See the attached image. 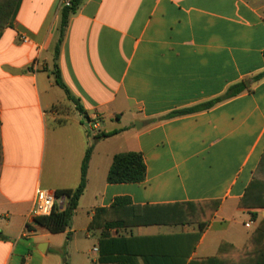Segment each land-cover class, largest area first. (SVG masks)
Segmentation results:
<instances>
[{
	"label": "crops",
	"instance_id": "crops-1",
	"mask_svg": "<svg viewBox=\"0 0 264 264\" xmlns=\"http://www.w3.org/2000/svg\"><path fill=\"white\" fill-rule=\"evenodd\" d=\"M63 5L22 0L0 38V264H187L223 243L247 248L264 221V0H86L55 60ZM55 63L90 119L66 111ZM91 146L77 208L51 233L30 217L37 192L76 190ZM129 152L145 179L109 183L114 156ZM212 202L196 239L187 204Z\"/></svg>",
	"mask_w": 264,
	"mask_h": 264
},
{
	"label": "trees",
	"instance_id": "trees-1",
	"mask_svg": "<svg viewBox=\"0 0 264 264\" xmlns=\"http://www.w3.org/2000/svg\"><path fill=\"white\" fill-rule=\"evenodd\" d=\"M22 0H0V38L7 27H12L15 22L16 14L19 10L20 4ZM86 0H70L68 4L63 5L61 9V21H60V38L58 44L55 49V60L58 59L60 52V45L63 42L65 31L68 27L70 17L77 13L79 8L83 5ZM55 70L52 71V75L55 77L56 84L64 90L67 99L75 105L76 110L82 114L87 119H90L86 111L82 108L79 102L71 95L67 86L64 84L60 70L58 65L55 63ZM264 76L262 73L256 79H259ZM249 87L248 82H243L231 88L229 92L224 96L225 98H231L239 95L244 90H247ZM222 97V98H224ZM222 98L215 99L208 103L195 106L188 109H183L179 111H175L169 114V117H175L180 115L192 114L202 110L209 109L215 103L220 102ZM91 121V120H90ZM114 132L112 134H103L95 138V140H99L101 138H105L111 135L116 134ZM92 152V146L87 150L86 155L84 157L82 168H81V181L76 190H62L57 191L56 195L58 198L67 197L68 204L66 208L62 211L56 209L50 217L37 218L35 221L45 227L51 233H60L66 231L69 222L73 216L74 211L77 208L79 198L84 191L86 184V170L88 166V162L90 159V155ZM3 160V146L1 139V121H0V164ZM260 171H263L264 174V155L260 161L257 172L254 175V180L258 182H264V177L258 175ZM146 177V166L143 160V157L140 153L129 152V153H119L114 156L112 165L108 172L107 181L111 184H121V183H140ZM125 198H118L115 200V205H121L126 202ZM218 202H212L211 205L208 203H194L187 204L189 206H195L197 208L195 214H198L200 217V222L198 223V232L195 234L196 239L200 237V235L204 232L207 227L208 221L211 218L213 212L218 207ZM210 206V207H208ZM141 208H132L133 211L140 210ZM209 210L208 216H206V210ZM155 221L156 219H146L140 220L138 223H143L149 225ZM227 254H226V253ZM225 253V254H224ZM163 259L165 256H159ZM102 263H113L115 259H106L103 258L100 260ZM187 264H264V221H262L255 233L251 236L249 241V246L244 250H235L232 249L228 244L223 243L219 249V253L212 258H203L196 260L194 262H190Z\"/></svg>",
	"mask_w": 264,
	"mask_h": 264
},
{
	"label": "built area",
	"instance_id": "built-area-1",
	"mask_svg": "<svg viewBox=\"0 0 264 264\" xmlns=\"http://www.w3.org/2000/svg\"><path fill=\"white\" fill-rule=\"evenodd\" d=\"M64 4H68L70 0H63ZM23 42H27L26 38H23ZM98 128L97 123L89 121V131H94ZM56 192L49 189H42L37 192L35 207L30 215L31 218H44L52 216L57 202Z\"/></svg>",
	"mask_w": 264,
	"mask_h": 264
},
{
	"label": "rangeland",
	"instance_id": "rangeland-1",
	"mask_svg": "<svg viewBox=\"0 0 264 264\" xmlns=\"http://www.w3.org/2000/svg\"><path fill=\"white\" fill-rule=\"evenodd\" d=\"M52 70L54 71L55 68H52ZM57 90H59L58 92H60V94H61L62 96L65 95L64 92H63L60 88H58ZM65 109H66L67 112H69V111H75V110H76L75 107H74V105H73L72 103H70V102H68V104H66ZM96 130H97V128H96L94 131L96 132ZM195 211H196V209H194V210L192 211V217H190V219H189V218L186 219V222H187L189 225H191L192 223H196V222L198 221V215H197V214H194V215H193V212L195 213Z\"/></svg>",
	"mask_w": 264,
	"mask_h": 264
}]
</instances>
